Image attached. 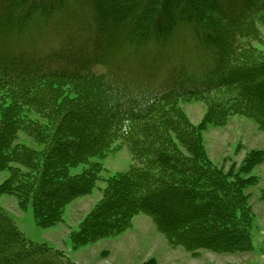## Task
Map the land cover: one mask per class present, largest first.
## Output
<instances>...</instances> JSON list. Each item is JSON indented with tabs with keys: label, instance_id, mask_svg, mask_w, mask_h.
<instances>
[{
	"label": "trees",
	"instance_id": "1",
	"mask_svg": "<svg viewBox=\"0 0 264 264\" xmlns=\"http://www.w3.org/2000/svg\"><path fill=\"white\" fill-rule=\"evenodd\" d=\"M65 2L0 0V31L9 28L13 22H17L18 27L25 23L28 26L38 13H41L38 17H53L52 13ZM234 5L239 8L236 10ZM207 10L212 12V18L206 17ZM261 12H264V0H109L106 9L102 10V20L94 26L96 54L92 59L86 57L76 63L66 62L67 59H62L64 56L56 53L37 61L33 73H18L13 77L0 74V84L13 92L11 104L0 105V109L13 115L11 131H0V138L4 137L0 141V173L8 171L10 174L1 187L24 201L31 197L36 210L40 205L52 204L54 212L62 203L88 194L89 186L69 178L67 168L84 150L89 154L87 145L92 146L93 151L116 140L113 134L117 128L112 126L109 116L117 115L119 128L138 129L131 132L127 142L135 160L142 164L132 173L131 189L134 191L128 193L130 197L123 214H127L126 217L131 212L148 214L170 240L182 238L188 248L230 250L245 245L250 209L244 189L249 179L241 177V170L225 172L214 166L201 148L193 151L182 143L189 154L170 151L173 150V134L178 140L184 135L175 131L173 119L163 118L158 113L160 104L172 98L204 97L223 90V93H217L221 96L213 98L214 105L232 108L234 104L264 124V58L259 61L249 58L250 42L237 45L234 40L237 35L245 42L257 39L254 37L258 33L254 17ZM181 26L189 28V33L210 49L214 63L205 74L203 70L181 71L174 73L166 83L170 74L162 72L164 77L160 81L151 77L143 84L146 87L155 79L151 86L156 84L159 88L146 96L126 91L124 84L118 88L110 87L113 76L124 82L120 77L122 74L116 75L119 69L115 63L104 57L112 46L113 40L109 39L113 35L125 38L122 50L126 51L127 47L137 48L143 42L166 40L174 28ZM241 50L246 52L237 54ZM2 59L4 62L23 61L18 56L11 58L9 54L2 55ZM94 67L107 69V72L97 73ZM148 68L152 69V66ZM12 70L17 71L16 68ZM61 79L90 83L95 90L85 99L76 95L70 109L60 111L67 100L54 93L56 89L51 88V83ZM105 102L108 106H104ZM112 102L114 106L111 107ZM15 108L22 114L25 108L35 109L38 116L47 118L48 129L38 126L41 123L31 119L28 112L20 115ZM139 122L142 124L138 125ZM103 124H106V134L92 136L94 128L99 129ZM26 125L34 126L35 139L41 138L38 143L43 149L17 142L7 145L5 139H13L14 129L19 131L22 129L18 127ZM77 128L90 131L89 142L66 139L73 137ZM63 131L69 137L64 136ZM160 135L167 141H160ZM191 135L198 136L192 132ZM247 165L251 167L246 164L244 168ZM34 257H39L34 264H65L58 255L30 246L0 212V264H24Z\"/></svg>",
	"mask_w": 264,
	"mask_h": 264
},
{
	"label": "rangeland",
	"instance_id": "2",
	"mask_svg": "<svg viewBox=\"0 0 264 264\" xmlns=\"http://www.w3.org/2000/svg\"><path fill=\"white\" fill-rule=\"evenodd\" d=\"M108 2L109 0H66L65 4L58 6L52 13L53 17H38L41 14L38 13L28 26L25 23L18 27L17 22L10 23L8 30L0 31V74L13 77L18 73H33L37 61L56 53L64 56L62 59H67L66 62L76 63V60L86 57L92 59L93 54H96L94 26L102 20L101 13ZM233 7L236 10L239 8L238 5ZM210 14L212 12L207 10L206 17L212 18ZM254 20L258 31L254 37L257 39L245 42L237 35L234 40L237 45L250 42L249 58L259 61V58H264V12L255 15ZM17 30L19 31L16 32ZM113 36L109 39L113 40L112 46L104 57L121 70H116L115 73L122 74L120 77L124 82L113 76L110 87L113 89L124 84L126 91L137 96H146L159 89L156 84L151 86L155 79H150L151 82L144 87L143 84L151 77L160 81L164 77L163 73L168 72L170 76L166 78L167 83L174 77V73L181 71L203 70L202 73L205 74L214 63L210 49L198 42L185 26L174 28L166 40L157 43L155 40L143 42L137 48L127 47L126 51L122 50L125 38L119 34ZM242 51L243 54L246 52L241 50L237 54ZM4 54H9L11 58L18 56L23 61L4 62ZM65 60L63 63L66 65ZM13 63L17 64L11 66ZM149 65L152 69L148 68ZM14 68L17 71H13ZM94 69L101 74L107 72V69L101 67ZM74 81L61 79L50 84L52 89H56L54 93H58V97L62 96L67 100L66 106L62 104L60 111L69 110L76 95L85 99L95 90L90 83ZM128 88L132 89L127 90ZM11 92V88L0 84V105L11 104ZM217 93L221 94L223 90L204 97L172 98L160 104L161 111L158 114L163 118L173 119L175 131L184 135L182 140H178L173 134V150L170 151L189 154L184 145H189L193 151L201 148L204 156L214 166L225 172L231 169L235 172L241 170V177L249 179L244 194L252 216L247 214L248 242L245 245L230 250L188 248L182 238L176 241L171 239L173 243L148 214L131 212L129 217L123 214L126 211V200L130 197L128 193L134 191L131 189L132 173L140 169L142 164L135 160L127 142L131 132L138 129L131 131L133 127L119 128L117 115L109 116L112 126L117 128L113 134L117 137L116 140L104 143L93 151L92 146L87 145L89 154L84 150L67 168L66 175L69 178L89 186L88 194L62 203L55 212L52 204L40 205L37 214L36 203L31 197L24 201L18 195L8 192L6 187H1L10 175L8 171H4L0 173V212L13 223L30 246L58 255L65 264H264V124L234 104L232 108L214 105L213 98L221 96ZM112 104L114 106V102L109 106L112 107ZM105 105L108 106V103L105 102ZM25 109L23 114L28 112L31 119L41 123L38 126L47 128L45 114L43 119L35 109ZM16 111L23 115L17 109ZM50 115L53 113L47 114ZM0 116V131L10 132L13 115L1 108ZM18 128L22 130L14 129L11 141L5 139L7 145L17 142L43 149L39 144L41 138L35 139L34 126ZM94 129V134H91L97 137L104 136L107 131L106 124ZM89 132L77 128L73 137L66 139H78L86 143L89 142ZM191 132L198 136H192ZM62 134L68 136L64 131ZM159 138L160 141H167L163 135ZM158 144L155 146L158 147ZM246 164L251 167L248 168L247 165L244 168ZM37 259L39 257H34L24 264H34Z\"/></svg>",
	"mask_w": 264,
	"mask_h": 264
}]
</instances>
